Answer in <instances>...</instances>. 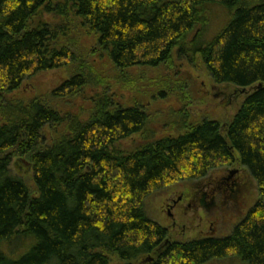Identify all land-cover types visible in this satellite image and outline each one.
I'll return each instance as SVG.
<instances>
[{"label": "trees", "instance_id": "16d2710c", "mask_svg": "<svg viewBox=\"0 0 264 264\" xmlns=\"http://www.w3.org/2000/svg\"><path fill=\"white\" fill-rule=\"evenodd\" d=\"M181 61L255 88L226 134L192 121L178 82L164 87L181 107L167 113L168 135L142 105L116 100L132 87L128 72ZM72 64L51 100L23 89ZM89 84L99 90L81 100ZM17 156L30 160L33 190L11 170ZM233 163L257 181L256 204L230 235L176 242L167 264H264V0H0V264L140 261L169 235L148 198Z\"/></svg>", "mask_w": 264, "mask_h": 264}, {"label": "rangeland", "instance_id": "374dc122", "mask_svg": "<svg viewBox=\"0 0 264 264\" xmlns=\"http://www.w3.org/2000/svg\"><path fill=\"white\" fill-rule=\"evenodd\" d=\"M72 65L39 73L28 80L23 89L30 96L41 95L51 100L52 91L65 83L69 79V73L77 67ZM176 66L177 70L174 71L159 68L128 72L124 80L127 85L132 83V87L115 97L116 100L124 104L142 105L151 114V128L168 135L171 134V127L166 121L167 113L171 108L178 110L180 102L175 96H163L170 95L172 90L167 87V91L164 87L165 83L174 86L173 83L178 82L177 85L185 91L190 101L186 107L192 115V121L218 122L221 132L226 134L230 120L255 88L218 84L204 66L191 67L182 61ZM93 67L99 68L96 65ZM105 69L101 72L106 76L105 81L110 82L108 89L112 90L116 87L113 82L118 80L117 73L109 67ZM98 88L89 84L86 93L81 91L79 98L92 99ZM78 103L80 104L79 101ZM65 110H69V107ZM11 170L23 178L31 190L34 189V171L26 156L14 157ZM235 170L237 172L233 174ZM259 192L255 178L246 167L238 163L218 166L200 179L183 178L165 185L148 198L146 209L152 221L168 230V240L149 254L152 261L147 260L148 263L145 264H167L162 256L176 242L230 235L238 222L256 204ZM180 197L184 201L174 206V202ZM132 264H139V260ZM169 264L179 263L172 261Z\"/></svg>", "mask_w": 264, "mask_h": 264}, {"label": "flooded vegetation", "instance_id": "af4514ba", "mask_svg": "<svg viewBox=\"0 0 264 264\" xmlns=\"http://www.w3.org/2000/svg\"><path fill=\"white\" fill-rule=\"evenodd\" d=\"M230 178H231V176H230ZM229 178V179H230ZM225 180L227 181L228 179H226L225 178ZM184 201V198L183 197H180L178 200H176L175 202H174V206H177V205H179L180 203H182ZM189 205H190V203H189ZM212 237V236H211ZM168 240V239H167ZM166 240V241H167ZM191 241H193V240H191ZM190 241H188V242H185V243H182V242H177V243H181V244H186V243H189ZM147 260H150V261H152V258L150 257V256H147V257H145V258H143L142 260H140L139 261V264H145V263H148V262H146Z\"/></svg>", "mask_w": 264, "mask_h": 264}, {"label": "water", "instance_id": "95a60500", "mask_svg": "<svg viewBox=\"0 0 264 264\" xmlns=\"http://www.w3.org/2000/svg\"><path fill=\"white\" fill-rule=\"evenodd\" d=\"M261 86H262V84L259 85V87H261ZM236 172H237V170L233 171L232 173L234 174V173H236Z\"/></svg>", "mask_w": 264, "mask_h": 264}]
</instances>
